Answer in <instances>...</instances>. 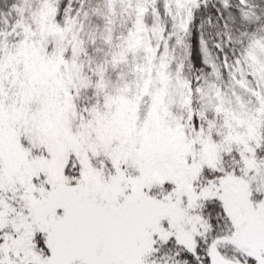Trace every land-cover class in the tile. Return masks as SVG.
I'll return each instance as SVG.
<instances>
[{
  "label": "snow or ice",
  "instance_id": "1",
  "mask_svg": "<svg viewBox=\"0 0 264 264\" xmlns=\"http://www.w3.org/2000/svg\"><path fill=\"white\" fill-rule=\"evenodd\" d=\"M0 264H264V0H0Z\"/></svg>",
  "mask_w": 264,
  "mask_h": 264
}]
</instances>
